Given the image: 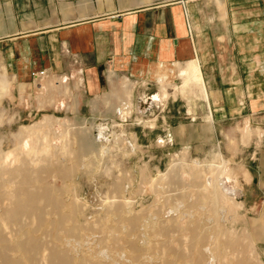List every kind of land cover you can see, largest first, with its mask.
I'll use <instances>...</instances> for the list:
<instances>
[{"label":"rangeland","instance_id":"obj_1","mask_svg":"<svg viewBox=\"0 0 264 264\" xmlns=\"http://www.w3.org/2000/svg\"><path fill=\"white\" fill-rule=\"evenodd\" d=\"M186 65L187 63L184 67L180 68L181 70L179 71V76L182 77V84L179 87V93L181 95L178 94L175 98L170 95L166 99L167 93L163 90L162 92L164 95L157 97L156 100L164 101H161L158 105H154L153 108L147 112L142 114L138 113L135 110V102L132 101V108L130 103H126V105L129 104L128 109L125 113L123 112L119 115V113L114 114L112 110L113 105H116L117 101L112 99L109 103H105L103 99L112 89L114 90L115 87H118L121 77L114 79L113 84L109 83L107 90L96 98L81 97V85H77V77L74 76L72 80H67L66 83H64L68 86V95L56 97L62 101L61 103L63 105H59V102H55L44 103L40 106L37 101V95L41 93L39 88L41 85L44 87L43 81L47 78L42 77V79H35L34 76L36 74H34L32 76L33 78L28 83L16 82L7 73L5 66L2 64L0 53V76H4L7 81L4 91L6 95H0V191L2 193L0 211L9 207L17 192H19L18 189L20 188H18V184L24 181L25 175H29L31 178L37 180H44L47 186L55 189L57 188V192L60 191L58 192V197L61 195L59 198L62 202L66 203L73 200L77 202L78 208L74 213H69L72 216L70 217L71 219L65 221L63 223L64 226L62 225V227L58 229L57 233L60 234H58L57 236L59 237L56 238L51 237L50 234L52 225L50 222L48 225V220L50 221L51 219L52 221L54 216L46 215L47 212H49V209H47L49 207L45 206L46 204L40 206L43 209L40 208L42 210L38 219L30 215H24L18 219L19 224H4L3 226V223H0V237L6 242H11L12 239L22 241L23 238H26L28 235L27 233L35 240L37 237H41L36 240L37 247L32 253L29 264H49L48 257L51 255L49 252L56 251L57 253V251L61 249L62 250L59 251L58 254H60L63 259L65 257L67 264H74L75 261L76 264H81L82 261L84 262H82V264H107L108 262V264H110V262L111 264H139V262L140 264H150L153 260L154 262L151 264H165L166 262L169 264L171 263L169 260H172L171 264L186 263L183 257L188 252V248L194 244L196 237L184 243L183 238L177 235L174 237L173 235V250H171L169 254H162L160 248L152 245L154 244L152 243L153 240L147 241L146 238L140 236L143 234H137L138 229L135 227L139 226V224L133 222L132 226V221L128 223L129 221L122 220L120 218V213L124 211V209H128L131 213L140 212L143 216L141 223H143L148 216V210L153 209L158 211L161 218L162 214L165 212L164 207L167 206H163L162 208L160 206L161 204H157V201H154V194L164 196L163 199H165L168 194H171V199L167 200L166 203L174 202L176 196L186 199V197H189L192 193L194 194L192 190H195V184L197 187L201 185V188L203 187V180L206 177L209 164L215 156H219V152L220 156L228 161L226 167L231 168L232 173L229 177L225 171L218 174L217 189L221 190L223 195H226L233 203H236V200L241 202L240 195L235 198L230 197L228 194L224 193L221 187L225 183V187L232 186L233 188H239L241 190L242 183L250 182L244 176L243 169L246 168L241 161L242 147H246L248 144L243 145L240 143L237 144L236 142V140L239 141L240 138L242 141V133L250 126L246 124L244 128H240L237 125L242 126L245 118L231 119L228 118V115L223 116L224 114L217 116L216 128L209 127V125L205 124L206 120L209 121L206 119L209 112L206 111L207 104L204 97H196L194 103V97L186 96L188 85L193 81L191 79V73L186 69ZM60 75L62 74L52 76L55 85L60 84L58 81L61 77ZM169 83L173 85L180 84V82L170 79ZM167 90L169 94L174 91L172 86H169ZM75 102L77 103L75 104ZM121 105L123 106L124 104ZM126 105H124V107ZM194 107L197 108L196 110L198 111L194 112ZM102 121L108 124L110 130L125 131L130 140H132L133 146H131L130 143H125L122 139L114 137L113 132L109 141L96 142L94 140L93 128L88 129V127L93 125V123ZM22 126L27 127L25 128L27 129L25 132H23ZM180 126L184 127L185 131L182 135L178 132ZM236 126L240 132L235 129ZM40 128L43 130L42 132H46L47 135V137H43V139L53 143L52 148L54 151L52 150V154L59 158V161H63L62 158L64 157L70 158V160L64 158L65 163H63V166L72 168L70 172L71 175L62 177L55 173L56 170L49 169L48 171L47 168L53 165L49 159V154L39 152L38 159L40 160H37V165H35V158L31 159L29 157L31 155H27L26 157L20 150L10 152V150L15 148L18 144V148L22 149L37 144L36 147L41 149L43 145L42 136L40 133L35 134L34 132V129ZM60 130H63V134L65 131L66 136L70 137V140H67L68 143L65 145V148L68 151L74 148L73 150H75V152L73 154H64V151L61 152L59 149L58 141L61 138L58 135ZM32 131L34 134H32ZM31 134L33 136H31ZM251 134L252 131L250 135ZM250 135L248 137H250ZM81 139L86 141L89 140V142L92 143L90 147V149L94 151L92 154L86 151L78 153V145H75V141H81ZM36 140L38 142H36ZM72 140H74V143ZM230 142L234 143L235 149H230V147H232ZM97 151H99L98 154H96ZM82 156L90 158L85 161L86 166L84 165V167L82 166L84 162L81 163L76 159ZM53 160L57 161L55 158H53ZM89 162L92 164L88 167ZM59 165L61 164L59 163ZM224 169L225 167L222 168V170ZM167 173L168 176H166ZM161 174H165L166 177L161 179ZM220 175L227 178H223ZM23 186L30 187L31 183L25 182ZM27 189H34V187ZM61 189L63 191H61ZM207 189V197H211L212 187L208 186ZM61 192L63 194H61ZM185 193H188V195ZM198 195V192H196L195 199L200 198V195ZM204 199L205 198H200L199 201L203 202ZM178 200L181 199L179 198ZM154 202H156L158 206ZM117 205L118 208H121V211L119 209L117 210V208L112 211ZM63 208L60 209L63 213L69 212L68 208ZM44 211L46 212L44 213ZM177 215L178 211L177 214H173L172 216L175 217ZM46 216L48 218L44 219ZM39 218H43V220ZM200 218L203 217L200 216ZM30 220H33L35 224ZM202 220L207 221V218H203ZM1 221L2 220H0V222ZM261 221L257 219L256 210L253 208H245L243 203L225 218V222L222 221L226 229L229 228L228 233L227 231L225 232L227 236L224 235L223 237L224 241L230 243V250H228L229 252L227 251L228 256L226 255V260L230 259V261L233 262L242 257L245 259L243 264H264V224H262ZM36 222L38 223V228ZM121 222L124 223L122 224ZM71 226L78 227V230L75 231L76 234L70 231L72 230L70 229ZM46 227H48V229ZM63 227L65 229H63ZM66 227L68 228L66 229ZM36 228L37 231H35ZM132 229H137L136 233ZM61 234L62 236H60ZM118 234L120 236H117ZM138 236L139 238L136 239ZM176 238H179L180 241L179 239L178 241L181 243L177 242ZM61 239L62 241H60ZM129 239H131V241ZM139 239L140 241H138ZM134 240L135 242H140L141 246L138 252L134 253V256H131L128 252L130 250L128 246ZM39 241H43L44 243H40ZM127 241H129V243ZM157 241L161 243L162 240L158 239ZM148 242L151 244V249L150 246H147L149 245ZM234 242H237L236 245L233 244ZM240 243L242 245V248L241 245H239L240 249L243 250L244 253L238 249V244ZM235 246H237V250ZM181 250L184 255L182 252L180 253ZM145 252H147V254ZM13 253L19 255L17 251L10 250L8 252L9 255H13ZM123 254H125V257L121 256ZM157 254H160V257H163L165 254L166 256L162 259ZM201 257H203L205 261H203V264H205L206 255L204 252L201 253ZM109 259H111V261ZM131 260L134 262H131ZM196 261L197 260L192 262V264H196ZM236 262L233 263L240 264ZM189 263L191 264V262ZM199 263L202 262L197 261V264ZM0 264H3L1 259ZM225 264H227V262Z\"/></svg>","mask_w":264,"mask_h":264},{"label":"crops","instance_id":"obj_2","mask_svg":"<svg viewBox=\"0 0 264 264\" xmlns=\"http://www.w3.org/2000/svg\"><path fill=\"white\" fill-rule=\"evenodd\" d=\"M0 53L16 82L28 83L42 71L35 77L47 78L37 95L40 106L63 105L56 97L68 95L64 83L74 76L81 97L96 98L121 77L103 99L117 101L114 114L121 104L132 108V101L138 113L147 112L164 101L156 100L163 90L166 99L181 95L180 68L196 63L211 118L205 124L216 128L217 116L224 114L245 118L240 128L251 127L242 141L236 140L248 144L241 161L250 182L242 183L241 190L225 188L234 191L230 197L240 195L236 203L255 209L264 224V0H0ZM58 74L60 84L55 85L52 76ZM186 92L194 103L203 97L194 81ZM147 102L148 108L138 110V103ZM178 132L182 135L184 127ZM224 161L219 174L225 171L229 177L232 169Z\"/></svg>","mask_w":264,"mask_h":264},{"label":"bare ground","instance_id":"obj_3","mask_svg":"<svg viewBox=\"0 0 264 264\" xmlns=\"http://www.w3.org/2000/svg\"><path fill=\"white\" fill-rule=\"evenodd\" d=\"M186 69L191 73V79L198 84V86L201 89V92L203 93V97L204 100L208 106V98H207V94L205 91V87H204V83L202 80V76L200 73V69L198 68V66L196 65V63L194 62H188L186 65ZM36 76H40V74L35 75ZM6 84L7 81L2 78L0 76V95H6L5 94V88H6ZM186 85V84H185ZM181 92V91H180ZM150 106V103H138V110L142 111L144 108H148ZM128 109V106H121L120 111L118 112L119 115H121V113H125V111ZM146 110V109H145ZM144 110V111H145ZM48 116V115H47ZM44 118L46 119V117L44 116ZM50 118V117H49ZM123 118V117H122ZM206 119H211L210 118V114L208 113ZM48 120V119H47ZM42 122V121H41ZM48 122V121H47ZM51 122V121H50ZM43 123V122H42ZM150 123V122H149ZM49 125V124H47ZM27 127L22 126V130L23 132H25L27 129H25ZM30 128V127H29ZM43 128V127H42ZM47 128V127H46ZM93 128V135L95 137V141L96 142H107L110 140L111 135H112V131L110 130V128L108 127V124L105 122H97V123H93V125H90L88 127V129H92ZM35 134H41L42 136V141H43V145L41 147V149H38L35 146H28V148H18L19 144L17 146H15V148L11 149V151H15V150H20L24 153V155L27 157V155H31L29 156L31 159H34V161H36L34 164L37 165V160L38 159V153L42 152L45 154H49V159L51 160V167H46L49 171V169H53L56 170L55 173L63 176H68L71 175V170L72 168H68L66 166H63L64 162V158L63 161H59V158L55 157L52 154V144L50 143L49 140H44L43 137H47L46 132H42L43 130L40 129H34ZM30 134V133H29ZM32 134L33 131H32ZM31 134V136H33ZM69 134V133H68ZM61 139L58 141L59 144V149L62 151H64V154L70 155L73 154L75 152V150L71 149V150H67L65 148V145L68 143V141L70 140V137H67L64 131L63 134V130H60L59 135H58ZM70 136V134H69ZM113 136L119 139H122L123 141H125V143H130L131 146H133V143L130 141V139L128 138L127 134L123 131H114L113 132ZM79 138V137H78ZM68 140V141H67ZM80 140V139H78ZM129 140V141H128ZM74 143V140H72ZM36 142H38L36 140ZM71 142V141H70ZM77 146V150L78 153L81 151H86L87 153L91 154L94 152L93 150L90 149V147L92 146L88 141L86 140H82L81 141H75ZM118 142V141H117ZM117 144V143H116ZM76 149V147H75ZM54 151V150H53ZM60 152V153H61ZM99 151H97L96 154H98ZM54 153V152H53ZM62 153V154H63ZM6 154V153H5ZM100 154V153H99ZM51 155V156H50ZM93 156V155H92ZM18 157V156H17ZM53 158H55L57 161H54ZM70 160V158H66V160ZM79 162L83 163L82 166L84 167L85 165V161L90 159L89 157H78L76 158ZM53 160V161H52ZM55 162V163H54ZM224 160L223 158L220 156V152H219V156H215L213 158V160L210 162L208 170H207V174L206 177L203 180V187H197V185L195 184L193 185V188L195 190H192L194 192V194L192 193V195H190L189 197H186V199H182V197L180 196H176L174 198V202H170V203H166L167 200H170V196H172L171 194H168L166 196L165 199L164 196H160V194H154V201H157V204H161L160 206L163 208V206H167L164 207L165 212L162 214L161 218L159 216L158 211H155L153 209L148 210V216L146 218V221H143V223H141V219H143V216L140 214V212L138 213H131V211H129L128 209H124V211H121V208H118V205L114 207V209H112V211L119 209L121 211L120 213V218L124 221H129L128 223H131V225L133 226V222L136 224H139V226L135 227L137 229H132L135 231L137 230V234H143L140 236H143V238H146L147 241L148 240H153L152 245H154L157 248H160L162 250V254L164 253H168L173 250L172 249V243L174 242V240L172 239V236L174 235V237L179 236L180 238H183L184 243L188 240H192L196 237V240L194 242L193 245H191L188 248V252L184 255V253L182 252V250L180 251V253L182 252L184 257V262H195V260L202 262L199 264H203V257H201V253H205L206 255V263L205 264H225L227 262V264H234L236 261L240 264H243L245 259L244 258H239L236 261H230V259L226 260V255H227V251L230 250L229 248V242H226L223 240V237L225 234V232L227 231L228 233V229H226L225 224L222 223V221L225 222V218H227V216L233 212V210L238 207H240V205L237 203H233L230 199H228L226 197V195L224 196L223 193L221 192V190L217 189V184H218V174L220 172V170L222 169L223 165H224ZM59 163L61 165H59ZM75 163V162H74ZM73 163V164H74ZM91 162L88 163V167L91 166ZM34 165V167H35ZM72 166V165H71ZM74 166V165H73ZM86 166V165H85ZM173 171V170H172ZM169 172V171H168ZM171 172V171H170ZM172 173V172H171ZM166 176H168V173L166 174ZM165 174H161V179L163 177H166ZM66 178V177H65ZM31 179V180H30ZM67 179V178H66ZM168 179V178H167ZM40 180V179H39ZM37 179L31 178L29 175H25L24 176V181L20 184H18V189L19 192H17L16 196L13 198V200L11 201L9 207L2 209L0 211V220H2L0 223H3L2 225L4 226L7 224H19L18 223V219L21 216L24 215H30L31 217H35V219H38V216H40V212L43 209L42 207H40L43 204H46L45 206H48L49 208V212H47L46 215H52V217L54 216V219L51 221L48 220V225L49 222L52 225V229H51V237L56 238L59 237L57 236L60 233L58 232V229L62 227V225L64 226V222L70 220L72 217L71 214L69 213H74L78 208H77V202L71 200L70 202H62V200L58 197V191L57 192V188H53V187H49L46 185V183H44L43 181H39ZM165 180V179H164ZM25 182H30L31 183V188L34 187V189H27L30 187H24L23 184ZM157 186V185H156ZM211 186L212 187V194L211 197H207V187ZM160 189V186H159ZM177 189V188H176ZM191 189V188H190ZM221 189L224 191V193L226 194H233L234 191H231L227 188H225L224 185H222ZM67 190V189H66ZM164 190V189H163ZM61 191H63L61 189ZM160 191V190H159ZM170 191V190H169ZM162 192V191H160ZM182 192V191H181ZM196 192H198V194L200 195V198H205L203 202L199 201L200 198L195 199V195ZM163 193V192H162ZM61 194H63L61 192ZM188 195V193H185ZM184 195V193H183ZM198 195V196H199ZM186 196V195H185ZM197 196V197H198ZM2 197V193L0 191V199ZM169 197V198H168ZM181 200H178V199ZM131 199V198H130ZM185 200V201H184ZM199 201V202H198ZM5 202V201H4ZM160 202V203H159ZM169 202V201H168ZM139 203V202H138ZM156 204V202H154ZM166 203V204H165ZM211 203V204H210ZM4 204V203H3ZM156 204V205H157ZM186 204V205H184ZM4 206V205H3ZM154 206V205H153ZM158 206V205H157ZM63 207L68 208L69 212H65L63 213V211H61L60 209H62ZM42 208V209H40ZM64 209V208H63ZM148 209V208H147ZM46 210V209H44ZM146 210V209H145ZM100 211V210H99ZM144 211V210H143ZM178 211V215L173 217V214H177ZM202 211V212H201ZM46 211H44L45 213ZM68 213V214H67ZM115 213V212H114ZM235 213V212H234ZM161 215V214H160ZM112 216V215H111ZM207 218V221L202 220L203 218ZM48 218L47 216L44 218L46 219ZM50 218V217H49ZM182 218V219H181ZM234 218V217H233ZM32 219V218H31ZM40 219V218H39ZM40 220H43L40 219ZM33 222V220H30ZM35 221V220H34ZM38 221V220H37ZM45 221V220H44ZM31 223V222H30ZM31 223V224H32ZM37 223V222H36ZM122 224L124 222H121ZM127 223V224H128ZM141 223V224H140ZM35 224V223H34ZM33 224V225H34ZM121 224V225H122ZM126 224V225H127ZM130 225V227H131ZM46 226V225H45ZM66 226V225H65ZM33 227V226H32ZM41 227V226H40ZM5 228V227H2ZM8 228V227H7ZM20 228V227H18ZM30 228V227H29ZM37 228H38V223H37ZM37 228L35 231H37ZM48 229V227H46ZM68 227H66L67 229ZM70 228V227H69ZM78 227L76 226H71L70 230L71 232H75ZM123 228V227H122ZM16 229V228H15ZM22 229V228H21ZM31 229V228H30ZM41 229V228H40ZM46 229V230H47ZM63 229H65L63 227ZM142 229V230H140ZM23 230V229H22ZM27 230V229H25ZM24 230V231H25ZM45 230V231H46ZM128 230V229H127ZM130 230V229H129ZM140 230V231H139ZM50 231V230H49ZM131 231V230H130ZM129 231V232H130ZM230 231V230H229ZM18 232V229H17ZM28 232V231H27ZM133 232V231H132ZM20 233V232H19ZM23 233V232H22ZM35 233V232H34ZM65 233V232H64ZM112 233V231H111ZM18 234V233H17ZM28 235L26 236V238H23L22 241H18V240H11V242H6L4 239H2V237H0V259L1 262L3 264H29V262L31 261V257H32V253L35 251L36 247H37V243L36 240L33 239L29 233H27ZM47 234V233H45ZM69 234V233H68ZM76 234V232H75ZM114 235V233H112ZM111 234V236H112ZM116 234V233H115ZM131 234V232H130ZM134 234V233H133ZM231 234V232H230ZM9 235V234H8ZM23 235V234H22ZM42 235V234H41ZM66 235V234H65ZM110 235V234H109ZM136 235V234H135ZM195 235V236H194ZM18 236V235H17ZM16 236V238H17ZM62 236V234L60 235ZM117 236H120L119 234ZM227 236V235H226ZM8 237V236H7ZM20 237V236H19ZM171 237V239H170ZM41 238V237H40ZM38 238V239H40ZM43 238V237H42ZM117 238V237H116ZM139 238L136 237V239ZM141 238V237H140ZM18 239V238H17ZM71 239V238H70ZM69 239V240H70ZM126 239V238H125ZM135 239V240H136ZM160 239L162 240L161 243L160 241L158 242L157 240ZM177 242L180 241L179 238H176ZM179 239V241H178ZM241 239V238H240ZM239 239V240H240ZM10 240V239H9ZM44 240V239H42ZM64 240V239H63ZM127 240V239H126ZM131 241V239H129ZM135 240L133 242L130 243V247L128 246V249L130 248L129 255L134 256V253L138 252V249L140 248L141 244L140 242H135ZM145 240V239H144ZM233 240V238H232ZM231 240V241H232ZM48 241V240H46ZM45 241V242H46ZM62 241V239L60 240ZM66 241V240H65ZM68 241V240H67ZM140 241V239L138 240ZM182 241V240H181ZM182 241V242H183ZM40 242V241H39ZM43 241H41L40 243H42ZM129 243V241H127ZM39 243V244H40ZM44 243V242H43ZM52 244H54L53 242H51ZM68 243V242H66ZM76 243V242H74ZM123 243V242H122ZM125 243V242H124ZM144 243V241H143ZM146 243V242H145ZM149 245H147L148 247L151 245L150 242H148ZM176 243V242H175ZM174 243V244H175ZM181 243V242H179ZM237 242H234L233 244L236 245ZM47 244V243H46ZM51 244V245H52ZM56 244V243H55ZM65 244V243H64ZM177 244V243H176ZM41 245V244H40ZM50 245V243H49ZM59 245V244H58ZM62 245V244H61ZM184 245V244H183ZM241 245L238 244V246ZM55 246V245H54ZM124 246V245H123ZM174 246V245H173ZM231 246V245H230ZM41 247V246H40ZM45 247V246H44ZM51 247V246H49ZM125 247V246H124ZM185 247V246H184ZM236 250H237V246ZM53 248V247H52ZM66 248V247H65ZM79 248V247H78ZM144 248V247H143ZM152 247L150 246V249ZM178 248V247H175ZM183 248V247H182ZM181 248V249H182ZM242 248V245H241ZM67 249V248H66ZM179 249V248H178ZM233 249V248H232ZM235 249V248H234ZM238 249H240V246L238 247ZM17 251V253L19 252V255H16L13 253V255H9L8 252L9 251ZM53 250V249H52ZM62 250V249H61ZM59 250V251H61ZM69 250V249H68ZM145 250V249H144ZM148 250V249H147ZM146 250V251H147ZM158 250V249H157ZM186 250V248H185ZM241 250V249H240ZM49 251V250H48ZM51 251V250H50ZM49 252L51 253V255H49L48 257V261L49 264H67V261H65V257L63 259V257L58 254V252ZM67 251V250H66ZM121 251V250H120ZM125 251V250H124ZM155 251V250H154ZM177 251V250H176ZM203 251V252H201ZM243 252V250H241ZM103 252V251H102ZM141 252V251H140ZM156 252V251H155ZM159 252V251H157ZM229 252V251H228ZM233 252V251H232ZM239 252V251H238ZM241 252V253H242ZM66 253V252H65ZM99 253V251H98ZM143 253V252H142ZM147 254V252H145ZM160 253V252H159ZM244 253V252H243ZM37 254V252H36ZM138 254V253H137ZM150 254V253H149ZM166 254L163 256L165 257ZM235 254V253H234ZM109 255V254H108ZM116 255V254H115ZM125 254L121 255L124 256ZM139 255V254H138ZM141 255V254H140ZM145 255V254H144ZM143 255V256H144ZM158 255V254H157ZM173 255V254H172ZM179 255V254H178ZM177 255V256H178ZM233 255V254H232ZM238 255V254H237ZM44 256V255H43ZM42 256V258H43ZM67 256V253H66ZM73 256V255H72ZM102 256V255H100ZM151 256V255H150ZM160 257V254L158 255ZM228 256V255H227ZM231 256V255H230ZM234 256V255H233ZM246 256V255H245ZM68 257V256H67ZM125 257V256H124ZM140 257V256H139ZM138 257V258H139ZM149 257V256H148ZM163 257H160L163 259ZM168 257V256H167ZM236 257V255H235ZM78 258V257H77ZM81 258V257H80ZM109 258V257H108ZM121 258V257H120ZM144 258V257H141ZM150 258V257H149ZM148 258V259H149ZM171 258V257H170ZM205 258V257H204ZM47 259V258H46ZM70 259V258H69ZM76 259V257H75ZM114 259V258H113ZM145 259V258H144ZM147 259V260H148ZM169 259V257H168ZM233 259V258H231ZM72 260V259H71ZM85 260V259H84ZM108 260V259H107ZM111 261V259H109ZM150 260V259H149ZM247 260V259H246ZM82 261V260H80ZM103 261V260H102ZM130 261V260H129ZM138 261V259H137ZM146 261V260H145ZM156 261V260H155ZM163 261V260H161ZM172 260H169V262ZM178 261V260H177ZM196 261V264H197ZM248 261V260H247ZM70 262V261H69ZM68 262V263H69ZM76 262V261H75ZM74 262V264H76ZM78 262V261H77ZM83 262V261H82ZM81 262V264H82ZM131 262H134L131 260ZM149 262V261H148ZM154 262V260L152 261ZM151 262V263H152ZM166 262V261H165ZM179 262V261H178ZM177 262V263H178ZM183 262V261H182ZM181 262V263H182ZM205 262V261H204ZM236 262V263H237ZM72 263V262H71ZM80 263V262H79ZM84 263V262H83ZM105 263V262H104ZM109 263V262H108ZM107 263V264H108ZM118 263V262H117ZM150 263V264H151ZM167 263V262H166ZM165 263V264H166ZM169 263V264H171ZM184 263V264H186ZM187 263V264H188ZM86 264V263H85ZM106 264V263H105ZM111 264V262H110ZM113 264V263H112ZM140 264V262H139ZM142 264V263H141ZM168 264V263H167ZM190 264V263H189Z\"/></svg>","mask_w":264,"mask_h":264},{"label":"built area","instance_id":"obj_4","mask_svg":"<svg viewBox=\"0 0 264 264\" xmlns=\"http://www.w3.org/2000/svg\"><path fill=\"white\" fill-rule=\"evenodd\" d=\"M39 73L41 74V73H42V71L38 72V74H39ZM35 74H37V73H35ZM34 77H35V76H34Z\"/></svg>","mask_w":264,"mask_h":264}]
</instances>
